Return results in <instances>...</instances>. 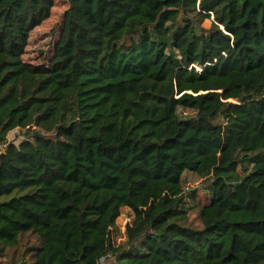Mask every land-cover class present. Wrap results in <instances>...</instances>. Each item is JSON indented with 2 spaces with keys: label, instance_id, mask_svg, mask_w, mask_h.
Masks as SVG:
<instances>
[{
  "label": "trees",
  "instance_id": "16d2710c",
  "mask_svg": "<svg viewBox=\"0 0 264 264\" xmlns=\"http://www.w3.org/2000/svg\"><path fill=\"white\" fill-rule=\"evenodd\" d=\"M54 5L0 0L1 263L264 264V0H69L26 60Z\"/></svg>",
  "mask_w": 264,
  "mask_h": 264
},
{
  "label": "rangeland",
  "instance_id": "374dc122",
  "mask_svg": "<svg viewBox=\"0 0 264 264\" xmlns=\"http://www.w3.org/2000/svg\"><path fill=\"white\" fill-rule=\"evenodd\" d=\"M69 0H55L51 16L36 28L30 38L27 52L24 55L26 60L33 63H48L54 53V46L58 40L61 27L63 25L65 12L68 8ZM211 19H207L203 26L208 28L211 25ZM52 138V136H48ZM26 139L25 131L17 128L9 132L6 143L0 144V153L4 152L7 145L11 143L19 144ZM184 186L186 195V208H194L199 204L208 203L213 196V185L209 179L198 177L191 171L184 173ZM2 201V199H0ZM134 220V213L126 208L117 220L118 231H114V238L119 244L125 240V230L128 224ZM29 262V260H28ZM1 263V262H0ZM7 263V262H6ZM7 264H12L8 262ZM28 264V263H27Z\"/></svg>",
  "mask_w": 264,
  "mask_h": 264
},
{
  "label": "built area",
  "instance_id": "2783aa9c",
  "mask_svg": "<svg viewBox=\"0 0 264 264\" xmlns=\"http://www.w3.org/2000/svg\"><path fill=\"white\" fill-rule=\"evenodd\" d=\"M106 257H107V256L101 258V260H100V264H107V262H106Z\"/></svg>",
  "mask_w": 264,
  "mask_h": 264
},
{
  "label": "crops",
  "instance_id": "0c3cea01",
  "mask_svg": "<svg viewBox=\"0 0 264 264\" xmlns=\"http://www.w3.org/2000/svg\"><path fill=\"white\" fill-rule=\"evenodd\" d=\"M0 262H1V259H0ZM0 264H2V263H0Z\"/></svg>",
  "mask_w": 264,
  "mask_h": 264
}]
</instances>
